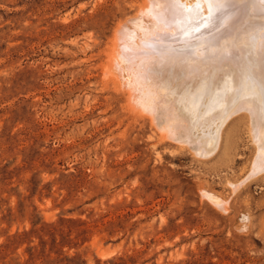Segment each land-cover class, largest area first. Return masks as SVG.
I'll return each mask as SVG.
<instances>
[{"label": "rangeland", "instance_id": "374dc122", "mask_svg": "<svg viewBox=\"0 0 264 264\" xmlns=\"http://www.w3.org/2000/svg\"><path fill=\"white\" fill-rule=\"evenodd\" d=\"M142 1L0 0V264H264L247 116L200 157L126 105L110 55Z\"/></svg>", "mask_w": 264, "mask_h": 264}, {"label": "bare ground", "instance_id": "6f19581e", "mask_svg": "<svg viewBox=\"0 0 264 264\" xmlns=\"http://www.w3.org/2000/svg\"><path fill=\"white\" fill-rule=\"evenodd\" d=\"M138 10L118 24L110 55L133 116L201 157L218 149L229 119L245 114L256 149L251 176L264 173L262 77L239 57L245 45L264 59V0H143Z\"/></svg>", "mask_w": 264, "mask_h": 264}, {"label": "snow or ice", "instance_id": "6c2138e0", "mask_svg": "<svg viewBox=\"0 0 264 264\" xmlns=\"http://www.w3.org/2000/svg\"><path fill=\"white\" fill-rule=\"evenodd\" d=\"M252 85H255V81H251ZM262 95H264V83L261 84Z\"/></svg>", "mask_w": 264, "mask_h": 264}]
</instances>
